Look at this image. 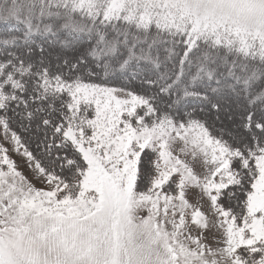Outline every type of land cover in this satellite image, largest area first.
<instances>
[{
	"label": "snow or ice",
	"instance_id": "6c2138e0",
	"mask_svg": "<svg viewBox=\"0 0 264 264\" xmlns=\"http://www.w3.org/2000/svg\"><path fill=\"white\" fill-rule=\"evenodd\" d=\"M0 264H264V0H0Z\"/></svg>",
	"mask_w": 264,
	"mask_h": 264
},
{
	"label": "rangeland",
	"instance_id": "374dc122",
	"mask_svg": "<svg viewBox=\"0 0 264 264\" xmlns=\"http://www.w3.org/2000/svg\"><path fill=\"white\" fill-rule=\"evenodd\" d=\"M15 158H16L18 161H20L21 164L23 163V161L21 160V158H20L19 156H16Z\"/></svg>",
	"mask_w": 264,
	"mask_h": 264
}]
</instances>
